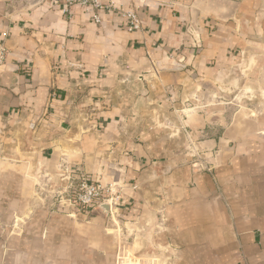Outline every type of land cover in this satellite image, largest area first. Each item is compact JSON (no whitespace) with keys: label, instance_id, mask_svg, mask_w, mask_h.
I'll return each mask as SVG.
<instances>
[{"label":"crops","instance_id":"obj_1","mask_svg":"<svg viewBox=\"0 0 264 264\" xmlns=\"http://www.w3.org/2000/svg\"><path fill=\"white\" fill-rule=\"evenodd\" d=\"M101 2L64 14L59 0H0V140L19 159L0 170L10 207L0 264H70L51 253L79 250L116 264L109 207L76 221L43 206L44 193L67 196L84 174L104 186L123 174L131 200L121 212L133 226L164 219L149 254L264 264V0ZM123 10L138 12L141 31H127ZM193 92L202 108L181 112L188 134L172 110ZM206 93L216 96L204 104ZM189 142L207 169L182 164ZM25 215V234L8 236Z\"/></svg>","mask_w":264,"mask_h":264},{"label":"rangeland","instance_id":"obj_2","mask_svg":"<svg viewBox=\"0 0 264 264\" xmlns=\"http://www.w3.org/2000/svg\"><path fill=\"white\" fill-rule=\"evenodd\" d=\"M216 96L213 93H206L204 97V104H206L208 101L210 102L212 100V97ZM188 99L185 101L186 104L184 107H175L173 106V112L176 113L178 120H182V124L179 126V129H182L183 131L186 130L188 134H191V130L186 127L185 122L183 120V113H181L183 110H196V108H202V103L200 102L201 99L195 92L188 94ZM182 118V119H181ZM168 121V120H167ZM172 124H167V128L171 129V132L177 131ZM174 135V133H173ZM10 145L9 143L4 144L2 140H0V170L3 168L4 165L12 164L17 165L19 164V159L14 158L12 156H6L7 151L6 149H9ZM186 150L184 152V157H182L183 161L182 164H190L192 168H205L209 166V159L205 156L198 154L195 146H193L192 143H187L185 146ZM179 158V157H178ZM1 175V174H0ZM33 182L36 183V180L34 178H30ZM97 180V179H96ZM127 181H125V177L123 174L121 176H118L117 179L112 180L111 183H108L107 185H112L114 189V194L111 196L115 200L112 201L113 204V210L109 214V218L112 221V226L110 227L111 233L113 235V243L118 248V254L116 255V264H172L170 263L171 260H169L171 257L175 261V252L174 251H165L159 250L157 252H152L149 254V252L145 251L148 250V245L151 243L149 241V235L150 231L159 232L165 225V221L163 218H161L160 223L157 226H153L151 223H146L137 226V223H135V226H133L134 221H131L130 218H125V215L121 212L123 207L128 204V202L131 200V191L129 192V188H127ZM129 184V183H128ZM12 187H15V184L12 185ZM43 198L46 201L45 202V210L48 209L52 213H61L70 215L71 213H75V216L73 217L76 220V215L80 213H84L83 211H73L72 208L66 207L64 208V203L60 202V196H56V198H53L50 194H43ZM65 196V195H63ZM40 198H38V195L34 194V196L31 198L26 213L30 214L35 212L39 208ZM5 198H4V191L0 189V214H3V210H10L9 205L5 204ZM7 203V202H6ZM67 206V205H66ZM16 206H13L12 209H14ZM11 209V211H12ZM15 210H13L14 212ZM86 213V212H85ZM1 216V215H0ZM28 215L23 216H15L13 218V221L11 224L7 227H5V232H7L8 236L10 237H20L25 234V225L26 221L25 218ZM72 218V217H71ZM77 221V220H76ZM2 222H0L1 224ZM108 227V226H106ZM109 228V227H108ZM45 234L47 235V229L45 227ZM65 237H62L61 240H64ZM174 253V254H173ZM53 257H51L52 260L59 259L62 260H72L69 261L70 264H80V262H83V264H105L104 261H100L99 254L98 253H91V255H86L83 250L82 251H73L70 252V254L65 255L69 256V258H63L62 253L53 252L51 253ZM50 254V255H51ZM40 261L48 260V254H41L38 255ZM165 258L163 259V257ZM169 260V262H167ZM164 261L166 263H164ZM45 264V263H44Z\"/></svg>","mask_w":264,"mask_h":264},{"label":"built area","instance_id":"obj_3","mask_svg":"<svg viewBox=\"0 0 264 264\" xmlns=\"http://www.w3.org/2000/svg\"><path fill=\"white\" fill-rule=\"evenodd\" d=\"M62 4V10L64 14H71L73 8L81 7L87 12H93L103 7L101 0H59ZM108 10H116L113 6L107 5ZM123 18L128 22L127 31L130 33L138 32L142 30V21L139 14L135 10L121 11ZM95 22L101 24V19L95 16ZM7 56V50L4 47H0V65L4 64ZM65 173L69 174L68 169H65ZM114 194L112 185H102L92 180L89 175H82L79 178L78 185L67 193V196H60V202L68 205L73 211H83L88 213L91 210L98 208L101 205L109 207V211L112 212V201L115 199L111 196ZM71 217L75 216V213H71Z\"/></svg>","mask_w":264,"mask_h":264},{"label":"water","instance_id":"obj_4","mask_svg":"<svg viewBox=\"0 0 264 264\" xmlns=\"http://www.w3.org/2000/svg\"><path fill=\"white\" fill-rule=\"evenodd\" d=\"M105 207L107 208V206L105 205Z\"/></svg>","mask_w":264,"mask_h":264}]
</instances>
